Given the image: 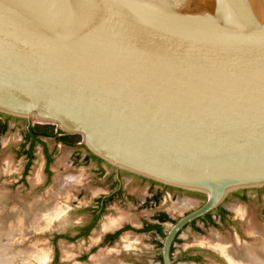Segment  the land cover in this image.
I'll use <instances>...</instances> for the list:
<instances>
[{
  "label": "water",
  "instance_id": "95a60500",
  "mask_svg": "<svg viewBox=\"0 0 264 264\" xmlns=\"http://www.w3.org/2000/svg\"><path fill=\"white\" fill-rule=\"evenodd\" d=\"M0 115L80 134L117 172L204 196L264 188V0H0Z\"/></svg>",
  "mask_w": 264,
  "mask_h": 264
},
{
  "label": "rangeland",
  "instance_id": "374dc122",
  "mask_svg": "<svg viewBox=\"0 0 264 264\" xmlns=\"http://www.w3.org/2000/svg\"><path fill=\"white\" fill-rule=\"evenodd\" d=\"M5 121L7 128L3 132ZM31 122L36 130L46 132L43 134V139L53 154L52 175L47 182V175L44 172L45 152L43 145L37 144L27 181L22 182L26 158L18 155L17 150L23 140L27 123L24 119L14 117L6 120L5 116L0 115V161L9 160L12 162L10 171L0 175V191L4 189L3 191L11 194L10 203L3 206L5 209H13V213L18 208L16 204L23 198L22 200L27 203L47 200L50 201L49 204H58L63 211L61 216L55 220V224L52 223V228H43V230L34 228L33 232L28 235L13 232L16 228L12 226H0V264H28L27 259H31L32 264H91L92 257L105 252L115 256V261H119L121 264H161L162 236L155 232L129 231L122 234L113 244L104 245L99 243L101 242L99 239L107 232L105 230L108 228L106 227L107 223L131 219L135 223L132 221L123 222L140 226L143 220L152 219V216L159 210L165 211L176 220L201 205L205 199L204 196L184 190H167L158 205L142 206V201L147 196L149 182H143L140 177L123 171L120 172L122 187L126 193L135 197V201L127 202L117 199L108 204L106 212L89 236L74 241L61 238L55 242V234L75 235L77 228L90 219V208L95 204L96 198L111 192L117 176L113 173L114 168L106 162L98 170L99 165L96 162L84 163L80 160V157L87 152L80 134L66 133V135H62L56 124L40 122L35 119ZM39 177L40 179H38ZM67 177L77 181L73 185L68 182H66L67 184L59 183ZM57 191L60 192V195ZM49 192L51 195H48ZM236 193L230 195L223 205L228 212V217L224 222L213 211V219L216 224L198 220L195 226L189 224L181 231L179 243H176L173 256L177 257L178 254L180 256L184 252L199 253L202 260L195 262L179 258L178 264H228L225 258L206 242L215 234L228 238L233 244L240 240L239 238L243 239L240 240L242 242L254 241L250 235L248 237L245 234L246 221L240 217L236 209L238 207L245 208L248 211V216L264 227V190L260 192L248 190V196L245 199ZM171 223L169 221L165 224V231ZM31 254L34 256H30Z\"/></svg>",
  "mask_w": 264,
  "mask_h": 264
},
{
  "label": "flooded vegetation",
  "instance_id": "af4514ba",
  "mask_svg": "<svg viewBox=\"0 0 264 264\" xmlns=\"http://www.w3.org/2000/svg\"><path fill=\"white\" fill-rule=\"evenodd\" d=\"M5 117H6V120L9 119V118H13V117H9V116H5ZM25 121L27 123L26 131H25L23 140H22V142H21V144H20V146L18 147V150H17V154L18 155L24 156L26 158V164L24 166L23 174H22V178H21L22 182H26L27 181V176H28V174H29V172L31 170V167H32V164H33V161H34V158H35V149H36L37 144H42L43 145V149H44L45 156H46V164H45L44 172L47 175L46 178H47V182H48L50 180V178H51V175H52L51 165H52V162H53V154L50 151V148L47 145L46 141L43 139V134H45L46 132L36 130L32 126V122L31 121H28V120H25ZM5 128H7V122L6 121H5V125H4V129ZM58 131H59L60 134L66 135V133L61 131L59 128H58ZM3 132H4V130H3ZM36 138H39L41 141H36ZM72 143H75V142H72ZM77 155H79V152H77ZM80 160H82L84 163H90V161L96 162V164L99 165V169L98 170L101 169L102 164L104 163L103 160H101L100 158L96 157L94 154H92L90 151H88V149H87L86 154L84 156L80 157ZM120 172H123V171L117 172L116 169H114L113 173L117 177L115 178V181H114V183L112 185L111 192L109 194H104V195L99 196L98 198H96L95 204L90 208V211H91L90 219L87 222H84L82 225H80L77 228L76 233H75L74 236H72L69 233H65L63 235L55 234L54 235V238H55L54 241L55 242L58 239H61V238H65V239L74 241V240H77L79 238L89 236L90 233L94 230V228L99 223L100 218L102 217V215L106 212L108 204L116 201L117 199H120V201L121 200H125L127 202L131 201V200H133V202L135 201V197L132 196L129 193H126L125 189L122 187V183H121V179H120V177H121V173ZM140 179H142L143 182H145V181L149 182V186H148V190H147V196L142 201V204H141L142 206H144V205L145 206H153V205L156 206V205H158L160 203V201H161V198L163 197V195L165 194V192L167 190L181 191V189H179V188L167 186V185H164L162 183H159V182H156V181H153V180H148V179L141 178V177H140ZM262 190H264V188L256 190V191L260 192ZM247 192H248V190H242V191L237 192L236 194L239 197H241L242 199H245L248 196ZM215 212L219 216V219L221 221H223V222L228 217V212L224 208V206H221ZM210 213H208L209 215H206V216L202 217L201 219L195 220V222L193 221L191 223V225L195 226L196 222L198 220H204L205 222H207L209 224H216L215 220L213 219V212H210ZM165 215L167 216L168 219H166V218L164 219L163 218ZM176 220L171 218L163 210L157 211L152 216V219L143 220L142 224L140 226H135V225H133L130 222H123V221H132L131 219L122 220L121 222L118 223L117 226L112 227L111 229L110 228L105 229V230H107V232L100 239L98 237V239L101 241L99 243L104 244V245H111V244H113L115 242V240L119 239L122 236V234L128 233L129 231H131V232H134V231L135 232H147V233L155 232V233L159 234L160 236L164 237L165 233H166L165 224L167 222H169V221L175 222ZM132 222L135 223V221H132ZM154 225L161 226L163 228L162 232L164 233V235L156 227H153L152 229H149V230H144L146 227L154 226ZM197 229H199V228H197ZM179 234L175 238V241H174V243L172 245V249H171L172 257L175 260V264H178L179 258L183 259V260H186V261L200 262L202 260V256L199 253L190 254L188 252H184L180 256H179V254H178L177 257L173 256V252H174V248L176 246V243H179ZM246 238H247V236H246ZM239 239L243 240L241 238H239ZM161 247H162V243H161ZM161 247H160V261H161V264H163ZM227 263H228V261H227Z\"/></svg>",
  "mask_w": 264,
  "mask_h": 264
},
{
  "label": "bare ground",
  "instance_id": "6f19581e",
  "mask_svg": "<svg viewBox=\"0 0 264 264\" xmlns=\"http://www.w3.org/2000/svg\"><path fill=\"white\" fill-rule=\"evenodd\" d=\"M10 163L12 162H9V160H3L2 162L0 161V175L3 172L10 171L11 169ZM39 174L41 175V173ZM38 179H40V177ZM63 181L62 182L59 181V183L65 184L66 182H68L69 184L73 185L74 182L77 180L71 177L69 178L67 177ZM3 190L0 191V226L1 227H7V226L15 227L16 230L13 232H17L20 235H28L33 232L34 228L36 229L42 228V230L43 228H48V227L52 228V223H54L55 220L59 218L62 214L63 209H61L58 204L56 203L49 204L50 201H47L44 198L43 199L45 200V202L36 200V201H33L32 203H27L26 201L22 200L23 199L22 198L19 201V203L16 204L18 208H16L12 213L13 209H10V210L5 209L3 206V205L6 206L7 204L10 203L11 194ZM54 192L55 191H53V193ZM49 193L50 194L48 195H51V192ZM58 195H60V192ZM53 196L55 195L53 194ZM236 210H237V213L240 215V217L246 221L247 229L245 231H246L247 236L250 235L254 239V241L252 240V242L250 241L242 242L240 240H237L233 244L232 241H230L228 238L215 234L212 238L207 239L206 242L213 249L219 252L228 261L229 264H264V227L262 225L257 224L253 218L248 216L249 215L248 211L245 208L238 207ZM120 218L121 216L119 217V219ZM119 222L120 221L118 220L110 222V224H108L109 223L108 222L106 227L109 228V227L116 226L118 225ZM32 252L34 253V251ZM32 255L33 254H31L30 256ZM114 258L115 256L105 252L99 256L95 255L94 257H92L91 264L94 262L98 264H121V262L115 261ZM31 262H32L31 259H27L28 264H32Z\"/></svg>",
  "mask_w": 264,
  "mask_h": 264
},
{
  "label": "trees",
  "instance_id": "16d2710c",
  "mask_svg": "<svg viewBox=\"0 0 264 264\" xmlns=\"http://www.w3.org/2000/svg\"><path fill=\"white\" fill-rule=\"evenodd\" d=\"M3 130H4V128H3ZM36 141H41L39 138H36ZM211 214V213H210ZM207 215H209V214H207ZM164 219L166 218V219H168L167 218V216L165 215L164 217H163ZM201 219V218H200ZM195 222V221H194ZM153 227H156L159 231H161L162 232V230H163V228L161 227V226H159V225H154V226H149V227H146L144 230H149V229H152ZM162 234L164 235V233L162 232Z\"/></svg>",
  "mask_w": 264,
  "mask_h": 264
}]
</instances>
